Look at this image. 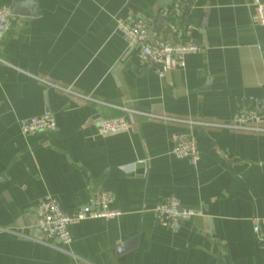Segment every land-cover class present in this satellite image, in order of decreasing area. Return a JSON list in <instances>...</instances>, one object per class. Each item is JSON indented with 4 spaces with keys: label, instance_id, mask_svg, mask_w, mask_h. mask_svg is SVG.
<instances>
[{
    "label": "crops",
    "instance_id": "1",
    "mask_svg": "<svg viewBox=\"0 0 264 264\" xmlns=\"http://www.w3.org/2000/svg\"><path fill=\"white\" fill-rule=\"evenodd\" d=\"M26 1L0 0L13 11L0 36V228L13 231L0 232V264H264L254 222L264 216V131L228 126L256 109L262 122L251 126L264 128V27L251 0ZM17 2L31 14H14ZM135 18L150 42L201 51L160 78L118 30ZM47 112L56 131L21 132V119ZM121 116L127 131L98 133ZM175 133L196 143V165L171 153ZM101 193L118 215L73 225L67 246L44 238L40 200L73 214ZM165 199L198 214L161 225Z\"/></svg>",
    "mask_w": 264,
    "mask_h": 264
},
{
    "label": "built area",
    "instance_id": "2",
    "mask_svg": "<svg viewBox=\"0 0 264 264\" xmlns=\"http://www.w3.org/2000/svg\"><path fill=\"white\" fill-rule=\"evenodd\" d=\"M256 11V22L264 27V3L261 0H251ZM13 24V11L0 6V36L6 33ZM118 30L125 36L131 48L136 52L137 59L154 67L157 75L162 78L168 71L185 66V57L188 54L199 53L201 48L194 43L176 45L158 39L149 41V28L144 20L119 19ZM152 117L164 120H176L170 117L148 114ZM251 122H262L256 109H241L229 128L234 130L264 131V128L251 126ZM19 128L23 134L37 132L56 131L58 128L55 117L47 112L40 117H30L19 121ZM128 122L125 117L102 119L98 126L100 135H112L127 131ZM171 153L179 158L187 157L193 165L199 161V153L196 143L185 133H175L171 138ZM144 162V161H141ZM114 203V197L109 193H101L94 198L93 209L80 208L73 214L63 211L59 201L53 196H46L37 204V227L45 239H56L62 245L67 246L73 242L71 227L87 218H113L118 215L117 211L110 209ZM198 214L193 209L182 206L177 199H165L155 208V217L161 225L172 229L182 222L191 219ZM255 230L258 225H264V216L255 219ZM13 232L9 229L0 228V232Z\"/></svg>",
    "mask_w": 264,
    "mask_h": 264
},
{
    "label": "water",
    "instance_id": "3",
    "mask_svg": "<svg viewBox=\"0 0 264 264\" xmlns=\"http://www.w3.org/2000/svg\"><path fill=\"white\" fill-rule=\"evenodd\" d=\"M30 1L32 4L35 3L36 0H27L26 2ZM172 0H162V2L165 4V5H169L171 3ZM25 2V3H26ZM25 3L22 4L21 2H17L16 3V7H17V10L15 9L14 10V14H17L18 12H21V14H31L32 11H24L23 10V7H26L25 6ZM131 247V243H127V244H124L122 246L119 247V252H124L125 250H128L129 248Z\"/></svg>",
    "mask_w": 264,
    "mask_h": 264
}]
</instances>
